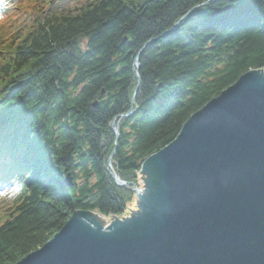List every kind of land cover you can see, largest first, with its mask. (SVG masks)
<instances>
[{
	"label": "trees",
	"instance_id": "16d2710c",
	"mask_svg": "<svg viewBox=\"0 0 264 264\" xmlns=\"http://www.w3.org/2000/svg\"><path fill=\"white\" fill-rule=\"evenodd\" d=\"M13 3L0 11V166L15 186L0 196V264L78 211L127 217L135 191L113 173L144 186L149 156L243 74L264 71V0Z\"/></svg>",
	"mask_w": 264,
	"mask_h": 264
},
{
	"label": "water",
	"instance_id": "95a60500",
	"mask_svg": "<svg viewBox=\"0 0 264 264\" xmlns=\"http://www.w3.org/2000/svg\"><path fill=\"white\" fill-rule=\"evenodd\" d=\"M140 173L139 188L113 173L135 191L129 216L78 211L16 264H264V71L194 113Z\"/></svg>",
	"mask_w": 264,
	"mask_h": 264
},
{
	"label": "rangeland",
	"instance_id": "374dc122",
	"mask_svg": "<svg viewBox=\"0 0 264 264\" xmlns=\"http://www.w3.org/2000/svg\"><path fill=\"white\" fill-rule=\"evenodd\" d=\"M13 4H14L13 0H4V4H3L0 11L5 12V10H11L13 7ZM116 129L118 130L117 125H116ZM112 130H113V124H112ZM118 134H119V132H118ZM0 177H1V179H0V196H6L4 199H9V197H11V195L15 191V186L12 183V179H10L11 176L9 175V171L6 170L5 168H2L1 166H0ZM137 187L139 188V186H137ZM135 196H136V194H135ZM4 199L1 197L0 202H3ZM120 218H124V217H120ZM112 219H113V216L105 217V224L109 223Z\"/></svg>",
	"mask_w": 264,
	"mask_h": 264
}]
</instances>
